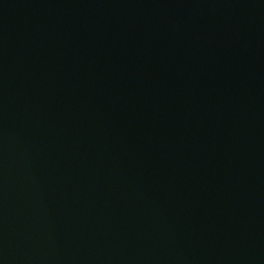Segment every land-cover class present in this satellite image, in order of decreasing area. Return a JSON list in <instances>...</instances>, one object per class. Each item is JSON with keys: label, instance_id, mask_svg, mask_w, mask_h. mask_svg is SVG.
<instances>
[{"label": "water", "instance_id": "water-1", "mask_svg": "<svg viewBox=\"0 0 264 264\" xmlns=\"http://www.w3.org/2000/svg\"><path fill=\"white\" fill-rule=\"evenodd\" d=\"M0 264H264V0H0Z\"/></svg>", "mask_w": 264, "mask_h": 264}]
</instances>
